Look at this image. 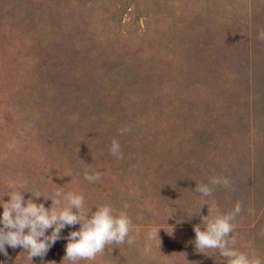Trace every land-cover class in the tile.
<instances>
[{"label":"rangeland","instance_id":"rangeland-1","mask_svg":"<svg viewBox=\"0 0 264 264\" xmlns=\"http://www.w3.org/2000/svg\"><path fill=\"white\" fill-rule=\"evenodd\" d=\"M262 30L264 0H0V202L60 190L125 210L135 242L79 264H226L194 226L239 202L235 247L264 264ZM215 176L230 185L195 191ZM66 243L0 264H69Z\"/></svg>","mask_w":264,"mask_h":264},{"label":"clouds","instance_id":"clouds-1","mask_svg":"<svg viewBox=\"0 0 264 264\" xmlns=\"http://www.w3.org/2000/svg\"><path fill=\"white\" fill-rule=\"evenodd\" d=\"M258 38L264 39V30L258 33ZM124 131L126 130H121L122 134ZM110 152L114 157L123 158L117 140L112 141ZM84 179L94 182L100 179V174L90 173L89 169H85ZM230 183L227 177L215 176L206 184L197 183L195 191L202 197H208L211 195L212 185L228 187ZM25 193H31V197L25 199ZM6 196L9 199L0 202V208L3 209L0 213V253L5 256L8 255V247H20L31 261L34 257L43 260L50 248L63 238L67 240L63 260L66 259L69 264H79L81 260H95L106 245H132L135 242L129 235L132 221L125 210L116 212L110 205L103 204L89 214L84 209L83 195L56 190L49 197L30 191H13ZM40 196L45 200L51 199V206L46 207L43 202L37 203L36 199ZM127 207L125 204L124 209ZM240 211L239 202L229 213L213 215L209 209V214L194 226L195 238L191 243L194 244L195 251L205 254V250H217L226 264H261L258 258L235 247L233 220ZM76 225H79L78 230L70 231L66 237L62 236L65 228ZM160 229L150 231L147 240L159 237ZM144 251L150 253L151 245L146 244Z\"/></svg>","mask_w":264,"mask_h":264}]
</instances>
